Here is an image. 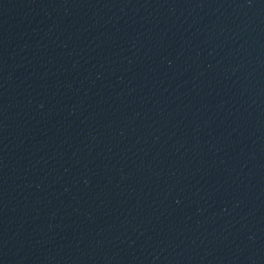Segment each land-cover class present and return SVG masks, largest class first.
Wrapping results in <instances>:
<instances>
[{
  "label": "water",
  "instance_id": "1",
  "mask_svg": "<svg viewBox=\"0 0 264 264\" xmlns=\"http://www.w3.org/2000/svg\"><path fill=\"white\" fill-rule=\"evenodd\" d=\"M0 264H264V0H0Z\"/></svg>",
  "mask_w": 264,
  "mask_h": 264
}]
</instances>
